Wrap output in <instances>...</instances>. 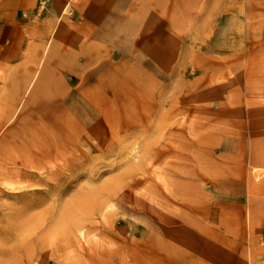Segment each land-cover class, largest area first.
Segmentation results:
<instances>
[{
  "label": "rangeland",
  "instance_id": "1",
  "mask_svg": "<svg viewBox=\"0 0 264 264\" xmlns=\"http://www.w3.org/2000/svg\"><path fill=\"white\" fill-rule=\"evenodd\" d=\"M64 12L72 79L0 90V264H264V0Z\"/></svg>",
  "mask_w": 264,
  "mask_h": 264
},
{
  "label": "crops",
  "instance_id": "2",
  "mask_svg": "<svg viewBox=\"0 0 264 264\" xmlns=\"http://www.w3.org/2000/svg\"><path fill=\"white\" fill-rule=\"evenodd\" d=\"M70 1L0 0V90L10 92L13 116L27 104L31 92L34 96L28 104L43 106L40 95L49 94L51 98L60 84L65 85L66 77L72 79L74 52L72 48H66L65 42L67 39L71 42L73 34L71 28H67V22L61 24ZM80 35L82 39L83 32ZM85 36L89 40V33ZM80 51L79 56L88 60V48L84 51L86 55L82 49ZM60 89L67 90L65 86ZM57 103L54 101L50 105ZM259 161L264 168V158L257 156L255 162ZM260 186L257 185V194L262 197L258 201L261 208L264 205V181Z\"/></svg>",
  "mask_w": 264,
  "mask_h": 264
},
{
  "label": "bare ground",
  "instance_id": "3",
  "mask_svg": "<svg viewBox=\"0 0 264 264\" xmlns=\"http://www.w3.org/2000/svg\"><path fill=\"white\" fill-rule=\"evenodd\" d=\"M64 11H65V10H64ZM47 46H48V45H47ZM47 46H46V48H47ZM254 172H255V171H254ZM255 175L258 177V173H257V172H255ZM33 203H37V202H33ZM35 205H37V204H35ZM31 208L34 209L35 207H30V208L27 209L24 213H31V212H30V211H31ZM19 227H20V226H19ZM15 238H17L18 240H19V238H22V235L20 234V232H17V234L15 233L14 236L8 235V239H6V238L4 237V242L1 241V243H0V248L3 249V250H1V251H3V252L6 253L5 250H8V247H7V246H10V244H9L8 242L11 241V244L16 243L17 240H16ZM2 243H3V244H2ZM2 245H3V246H2ZM4 246H6V247H4Z\"/></svg>",
  "mask_w": 264,
  "mask_h": 264
}]
</instances>
